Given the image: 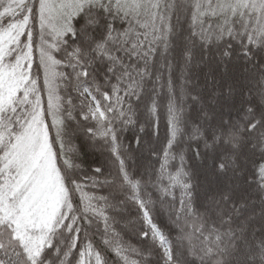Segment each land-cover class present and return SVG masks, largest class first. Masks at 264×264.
<instances>
[{
  "label": "snow or ice",
  "instance_id": "6c2138e0",
  "mask_svg": "<svg viewBox=\"0 0 264 264\" xmlns=\"http://www.w3.org/2000/svg\"><path fill=\"white\" fill-rule=\"evenodd\" d=\"M161 117L133 171L124 132L159 144ZM96 237L118 264H264V0H0V264H108Z\"/></svg>",
  "mask_w": 264,
  "mask_h": 264
},
{
  "label": "trees",
  "instance_id": "16d2710c",
  "mask_svg": "<svg viewBox=\"0 0 264 264\" xmlns=\"http://www.w3.org/2000/svg\"><path fill=\"white\" fill-rule=\"evenodd\" d=\"M133 128L126 130L121 139L129 147V149L132 153L133 161L132 162L130 161V163L132 165L133 171H136L138 169L140 170V168L138 166L139 163L134 162L133 153H135V151H137V149H141V148H136L135 144L133 143V138L136 136H139L142 140L143 137H147L153 143L152 148L158 149L160 147V145L164 142V139H165L166 134H167V129H166V125L164 123L163 117H161L160 135H159V142L160 143L156 144V142H153V140L156 141L157 138L152 137L150 135V132H151L150 129L146 128L144 133H139L137 131H134ZM87 139H88V137L84 136L82 133L78 134L77 136L74 137L73 143L76 145L79 153L84 152L82 150V147H84V148L88 147V144L86 142ZM91 143L95 144L94 142H91ZM80 162L82 163L83 168H85L86 170H91L92 168H95V167H104L106 169V174H107V171L111 170V168H112V161H111L107 152H105V154H103V155L102 154L98 155V154H95L92 152L89 153L88 151L86 153L84 152L82 157L80 158ZM151 163H152V165L155 163V158H152ZM153 215H154L157 223L161 226V228H163L166 232L169 233V235H171L173 238H175L176 237V230H175V228L172 227L174 225H172V223L170 221H168L165 217H163L162 210H160L159 208L156 209L153 212ZM130 239H131L132 243L137 242L134 235ZM94 242H95L97 248L103 252L105 258L108 260V264H118V258L114 257L112 252L109 249H107L100 242L99 237H96Z\"/></svg>",
  "mask_w": 264,
  "mask_h": 264
},
{
  "label": "rangeland",
  "instance_id": "374dc122",
  "mask_svg": "<svg viewBox=\"0 0 264 264\" xmlns=\"http://www.w3.org/2000/svg\"><path fill=\"white\" fill-rule=\"evenodd\" d=\"M133 130L134 131H137L135 128H133ZM150 141L151 140L149 138L143 137L142 143H143L144 147H142L141 149H137V151H135V153H133L134 162L135 163H139V165L138 164L137 165L139 166V168H140L141 171H143L145 167H149L150 168L152 166V163H151L152 158L151 159L149 158V151H150V149H152V144L153 143L151 142V144H150L149 143ZM86 142L88 144V147H85V148L82 147V150L85 153L88 151L89 153L92 152V153H95V154H98V155L105 154V151H103L101 148H99L95 144H92L88 139H87ZM153 142H156V141L153 140ZM83 153L82 152L79 153L80 158L82 157ZM132 161H133V159L131 158V162ZM166 207L167 206H164V209H160V208L159 209L162 210L163 217H165L168 221H170L172 223V225H174L173 222H172V220L169 218V215H168V213L166 211ZM172 227L175 228V225L172 226Z\"/></svg>",
  "mask_w": 264,
  "mask_h": 264
}]
</instances>
